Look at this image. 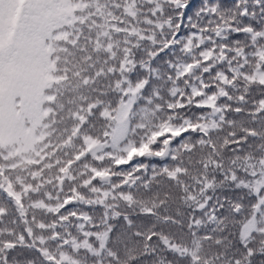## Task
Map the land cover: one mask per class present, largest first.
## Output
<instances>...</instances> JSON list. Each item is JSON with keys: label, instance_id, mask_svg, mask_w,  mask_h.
I'll list each match as a JSON object with an SVG mask.
<instances>
[{"label": "snow or ice", "instance_id": "6c2138e0", "mask_svg": "<svg viewBox=\"0 0 264 264\" xmlns=\"http://www.w3.org/2000/svg\"><path fill=\"white\" fill-rule=\"evenodd\" d=\"M0 264H264V0H0Z\"/></svg>", "mask_w": 264, "mask_h": 264}]
</instances>
